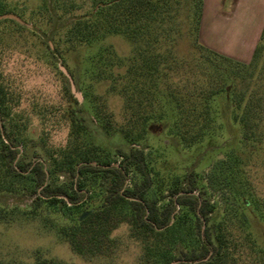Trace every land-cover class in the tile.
Here are the masks:
<instances>
[{
  "label": "trees",
  "instance_id": "16d2710c",
  "mask_svg": "<svg viewBox=\"0 0 264 264\" xmlns=\"http://www.w3.org/2000/svg\"><path fill=\"white\" fill-rule=\"evenodd\" d=\"M93 3L95 11L88 18L72 22L67 38L72 43L90 46L108 36H120L130 44L131 53L127 56L121 57L111 46H105L94 61L95 78L122 100L124 122L116 125L103 100L89 99L92 123L102 132L123 140L128 149L112 150L93 142L85 120L77 114L82 113V108H76L77 99L67 91L62 108L63 119L69 124L66 144L50 148L48 154L36 161L21 164L12 138L13 134L20 138V131H8L5 123H13V99L0 76V121L7 138L6 142L0 134V192L16 193L30 178L33 193L38 195L29 213L36 215L39 208L36 204L42 201L50 206L60 203L71 210L83 197L86 177L100 175L104 192L100 205L57 230L72 251L83 258L110 256L115 248L111 233L126 224L129 236L143 248L138 264H242L244 260L264 264V249L255 251L256 241L242 240L233 230L226 229L223 222L214 224L210 217L213 206L204 192L193 195L196 190L193 173L186 174L182 182L173 179L166 195L159 191L156 198L147 199L152 178L144 150L139 146L150 125H166L170 115L169 133L182 148L196 147L211 139L221 129L215 106L221 95L230 98L231 119L241 138L261 144L264 56L258 69L257 61L263 50L264 28L250 61L242 63L199 42L202 0H93ZM185 33L195 35L198 55L184 58L176 54V46ZM85 138L89 139L86 143ZM117 157L120 162L115 166ZM130 167L140 181L125 187ZM46 175H69L72 181L69 188L52 186L45 183ZM162 201L165 204L159 208L157 205ZM243 207L250 208V199H243ZM9 213L12 212L0 207V225L9 223ZM189 215L193 221L187 226ZM185 229L193 246L188 252L180 251L174 256V244ZM0 264L66 263L36 252L30 261L0 259Z\"/></svg>",
  "mask_w": 264,
  "mask_h": 264
},
{
  "label": "rangeland",
  "instance_id": "374dc122",
  "mask_svg": "<svg viewBox=\"0 0 264 264\" xmlns=\"http://www.w3.org/2000/svg\"><path fill=\"white\" fill-rule=\"evenodd\" d=\"M221 2L220 15L223 19L229 18L238 7L239 27L242 28L244 24L241 20L245 15L248 22L257 19L259 9L256 12L253 9L258 8L262 0ZM95 9L93 0H0V76L12 95L14 105L11 110L13 123H5L8 131H20V138L17 139L15 134L12 138L17 145L21 164L36 161L48 154L50 148L66 144L69 124L63 119L62 108L65 106V94L67 91L71 93V89L60 67L67 71L74 92L79 97L76 108H82L83 111L77 114L85 120L89 138L112 150L128 149L123 140L102 132L99 126L92 123L89 101L92 97L100 98L107 110L112 112L115 124L124 122L122 100L109 91L106 84L99 83L98 77L95 78L93 74L97 68L94 61L105 46H111L121 57L127 56L131 53L130 44L120 36H108L90 46L72 43L67 38L71 23L88 18ZM249 23L243 28L250 27ZM220 26L223 27V24ZM194 36L185 33L180 39L176 46L179 57L190 58L200 53L194 43ZM262 43L257 69L264 56ZM215 106L221 129L196 147L184 149L170 135L168 123L171 115H168L166 125H150L139 144L144 150L152 178L146 198H156L159 191L166 195L173 179L182 182L183 177L191 172L196 186L193 195L204 192L205 198L213 206L210 217L214 224L223 222L226 229L233 230L242 240L247 238L248 241H256L255 251L264 249V141L252 144L241 138L239 128L231 119L228 96H218ZM43 112H46L44 116L41 115ZM2 124L3 121H0V134L6 141ZM88 141L85 138L84 142ZM116 160L115 166L120 158ZM43 166L46 167L47 163L43 162ZM71 181L69 175H46L45 178V183L65 188H69ZM101 181L100 175L86 177V189L82 191L83 197L75 208L68 210L60 203L50 206L42 201L36 204L39 207L36 215L29 213L38 195L33 193L30 178L20 185L16 193L0 192V207L12 212L9 213V223L0 225V259L30 261L38 252L66 264H138L143 248L140 242L129 236L126 224L119 225L111 233L115 248L107 257L85 259L74 253L70 245L57 234L61 225L74 221L79 214L100 205L104 196ZM139 181V175L130 167L125 187H131ZM41 198L45 200L46 196L41 195ZM244 198L250 199L248 209L243 207ZM164 204L165 201H162L157 206L161 208ZM192 221L193 217L189 215L187 226ZM186 229L174 244V256L179 255L180 251L188 252L193 246L186 237ZM242 264L249 263L244 260Z\"/></svg>",
  "mask_w": 264,
  "mask_h": 264
},
{
  "label": "crops",
  "instance_id": "0c3cea01",
  "mask_svg": "<svg viewBox=\"0 0 264 264\" xmlns=\"http://www.w3.org/2000/svg\"><path fill=\"white\" fill-rule=\"evenodd\" d=\"M222 0H202L201 19L198 31L199 42L206 48L213 50L223 56L233 60L248 63L252 57L260 35L264 28V0L258 8L257 19L247 21L246 15L241 23L244 26L250 24L245 29L239 27V13H232L227 19L220 15ZM234 15V16H232ZM247 21V22H246ZM223 24V27L220 25Z\"/></svg>",
  "mask_w": 264,
  "mask_h": 264
},
{
  "label": "water",
  "instance_id": "95a60500",
  "mask_svg": "<svg viewBox=\"0 0 264 264\" xmlns=\"http://www.w3.org/2000/svg\"><path fill=\"white\" fill-rule=\"evenodd\" d=\"M10 18H15V17L10 16ZM60 70L63 72V74L67 77V79H68L69 82H70L71 93L73 94V96H74L76 99L79 100L78 95L74 92V87H73L72 81H71V79H70V77H69L67 71H66L65 68H63V67H60Z\"/></svg>",
  "mask_w": 264,
  "mask_h": 264
}]
</instances>
